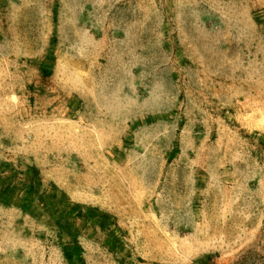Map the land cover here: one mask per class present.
Instances as JSON below:
<instances>
[{
	"label": "rangeland",
	"instance_id": "obj_1",
	"mask_svg": "<svg viewBox=\"0 0 264 264\" xmlns=\"http://www.w3.org/2000/svg\"><path fill=\"white\" fill-rule=\"evenodd\" d=\"M0 264H264V0H0Z\"/></svg>",
	"mask_w": 264,
	"mask_h": 264
}]
</instances>
